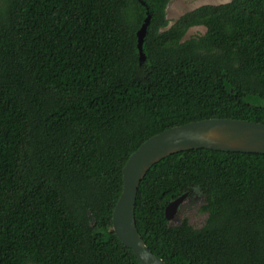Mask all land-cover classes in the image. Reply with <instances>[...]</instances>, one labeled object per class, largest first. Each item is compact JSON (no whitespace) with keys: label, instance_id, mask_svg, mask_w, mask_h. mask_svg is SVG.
Here are the masks:
<instances>
[{"label":"trees","instance_id":"16d2710c","mask_svg":"<svg viewBox=\"0 0 264 264\" xmlns=\"http://www.w3.org/2000/svg\"><path fill=\"white\" fill-rule=\"evenodd\" d=\"M170 1L0 0V264H141L112 220L130 155L191 121L264 123V0L172 25ZM183 194L203 197L201 227L166 217ZM135 213L168 264H264V154H171Z\"/></svg>","mask_w":264,"mask_h":264},{"label":"water","instance_id":"95a60500","mask_svg":"<svg viewBox=\"0 0 264 264\" xmlns=\"http://www.w3.org/2000/svg\"><path fill=\"white\" fill-rule=\"evenodd\" d=\"M151 15L138 31L141 59L145 60L143 41ZM264 154V123L246 119L205 118L173 126L147 139L134 151L123 167V189L113 210V229L119 239L131 248L141 264H168L144 241L137 227L136 200L141 181L150 168L165 157L190 149ZM187 194L166 207L170 221Z\"/></svg>","mask_w":264,"mask_h":264},{"label":"rangeland","instance_id":"374dc122","mask_svg":"<svg viewBox=\"0 0 264 264\" xmlns=\"http://www.w3.org/2000/svg\"><path fill=\"white\" fill-rule=\"evenodd\" d=\"M228 1L230 0H171L167 8V16L170 20V25H172L182 14L200 5L208 3L219 4ZM205 31V26H194L188 30L185 39L203 34ZM203 203V197L198 195L186 198L170 219V223L177 225L184 217H187L193 226L201 227L207 218V213L201 210Z\"/></svg>","mask_w":264,"mask_h":264}]
</instances>
